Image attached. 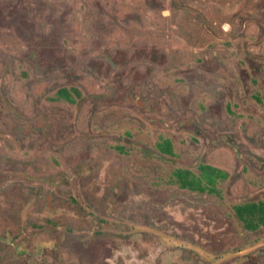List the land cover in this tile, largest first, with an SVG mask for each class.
<instances>
[{"label": "rangeland", "instance_id": "374dc122", "mask_svg": "<svg viewBox=\"0 0 264 264\" xmlns=\"http://www.w3.org/2000/svg\"><path fill=\"white\" fill-rule=\"evenodd\" d=\"M257 200L264 0H0V264H264Z\"/></svg>", "mask_w": 264, "mask_h": 264}, {"label": "trees", "instance_id": "16d2710c", "mask_svg": "<svg viewBox=\"0 0 264 264\" xmlns=\"http://www.w3.org/2000/svg\"><path fill=\"white\" fill-rule=\"evenodd\" d=\"M75 96H79L76 88L62 87L57 90V97L70 102L74 101ZM157 145L162 150L171 152V143L168 139H161ZM197 170L195 173L188 168H177L172 171V176L181 188L215 194L219 193L217 189L219 181L229 176L228 172L205 163L198 164ZM232 209L244 229L256 231L264 225V200L244 201L234 204Z\"/></svg>", "mask_w": 264, "mask_h": 264}, {"label": "flooded vegetation", "instance_id": "af4514ba", "mask_svg": "<svg viewBox=\"0 0 264 264\" xmlns=\"http://www.w3.org/2000/svg\"><path fill=\"white\" fill-rule=\"evenodd\" d=\"M56 96H57V92H56ZM58 98H60V97H58ZM62 99H64V98H62ZM66 100V99H65ZM68 101V100H67ZM164 139H168V138H164ZM169 140V139H168ZM170 141V140H169ZM170 143H171V141H170ZM159 150L161 151V152H163V153H165V154H169V155H173L174 154V151H173V147H172V144H171V152H167L166 150H162L161 148H159ZM186 189V188H185ZM192 191V190H191Z\"/></svg>", "mask_w": 264, "mask_h": 264}]
</instances>
